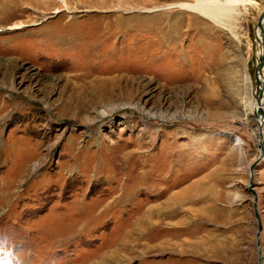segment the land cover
Returning a JSON list of instances; mask_svg holds the SVG:
<instances>
[{"label": "rangeland", "instance_id": "obj_1", "mask_svg": "<svg viewBox=\"0 0 264 264\" xmlns=\"http://www.w3.org/2000/svg\"><path fill=\"white\" fill-rule=\"evenodd\" d=\"M64 1L0 0V264H264V0Z\"/></svg>", "mask_w": 264, "mask_h": 264}, {"label": "bare ground", "instance_id": "obj_2", "mask_svg": "<svg viewBox=\"0 0 264 264\" xmlns=\"http://www.w3.org/2000/svg\"><path fill=\"white\" fill-rule=\"evenodd\" d=\"M62 2L64 0H61ZM61 2V3H62ZM65 2V1H64ZM236 1L235 0H224L223 2H219L218 0H196V4L195 5H184V7H187L189 9H192L194 11H198L201 14H204L205 16H207L208 18L212 19V21L224 24V23H228L231 18L232 12L234 11L233 5H235ZM63 4V3H62ZM65 4V3H64ZM66 5V4H65ZM66 7V6H64ZM204 16V17H205ZM214 23V24H215ZM261 27L262 29H259L257 26V30L258 33L260 35L259 38L260 39V45H261V49L258 52V58L261 57L262 55L264 56V17L261 20ZM17 28H22L21 26H14V27H10V30H14ZM257 58V61H258ZM240 84L239 86L245 90L244 88L246 87L247 84H249V77L247 76L246 73L243 72L242 76L240 77ZM255 78L256 80H258V87H256L255 84V91L252 92L251 97L248 99H239L241 104H245V106L247 107L248 113L250 115H255L257 114V103H256V99H257V90H261V94H260V109L261 112L263 114V117H261V120L257 123L256 122V126H257V131H258V139H259V134H261V141L263 139V118H264V60H263V64L262 67L257 70V72H255ZM259 125V126H258ZM259 141V140H258Z\"/></svg>", "mask_w": 264, "mask_h": 264}, {"label": "water", "instance_id": "obj_3", "mask_svg": "<svg viewBox=\"0 0 264 264\" xmlns=\"http://www.w3.org/2000/svg\"><path fill=\"white\" fill-rule=\"evenodd\" d=\"M263 17H264V8L260 12V14H259V16L257 18V21H256V26L259 29H262V27H261V20H262ZM263 52H264V49H263ZM263 60H264V56L263 55L258 58L257 64L255 65V72H257V70H259L262 67ZM257 81L258 80H256V78H255L256 87H258V82ZM260 94H261V90L259 89V90H257V99H256V103H257V106H258V108H257V114H255L253 116L254 120L257 123L261 120V117H263V114H262L261 109H260V103H261L260 102ZM263 123H264V118H263ZM261 142H262L261 141V134H259V141H258L259 155L256 158L255 162L252 163L250 165V167H249V175H250V178L252 176L253 167L255 166V164H257L263 158V155H264V150H263V146H262ZM249 191L251 192V195H252V205H251V208H252V212H253L254 219L256 221L255 242H256V247L259 248V234H260V231H261V225H260L259 218H258L257 211H256V204H255V202H256V196H255V193L250 188H249ZM256 263L257 264H261V255H260L259 251L257 253V262Z\"/></svg>", "mask_w": 264, "mask_h": 264}, {"label": "crops", "instance_id": "obj_4", "mask_svg": "<svg viewBox=\"0 0 264 264\" xmlns=\"http://www.w3.org/2000/svg\"><path fill=\"white\" fill-rule=\"evenodd\" d=\"M254 172H260V174L255 175L256 177L254 178L259 185V189L255 194V196H256L255 204H256L257 215H258L259 222L261 225L259 240L263 239V241H264V166L260 168V171L257 170ZM249 209H251V206ZM249 211H251V210H249ZM255 228H256V221L254 219L253 229H255ZM254 237H255V231H254Z\"/></svg>", "mask_w": 264, "mask_h": 264}]
</instances>
